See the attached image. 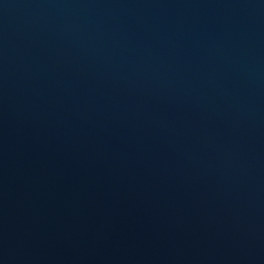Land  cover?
Returning <instances> with one entry per match:
<instances>
[{
  "label": "water",
  "instance_id": "1",
  "mask_svg": "<svg viewBox=\"0 0 264 264\" xmlns=\"http://www.w3.org/2000/svg\"><path fill=\"white\" fill-rule=\"evenodd\" d=\"M0 264H264V0H0Z\"/></svg>",
  "mask_w": 264,
  "mask_h": 264
}]
</instances>
